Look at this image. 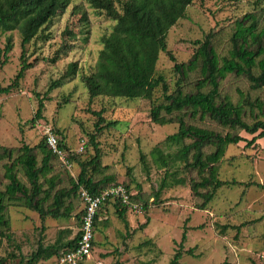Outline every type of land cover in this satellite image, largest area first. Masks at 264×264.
<instances>
[{
	"label": "rangeland",
	"instance_id": "1",
	"mask_svg": "<svg viewBox=\"0 0 264 264\" xmlns=\"http://www.w3.org/2000/svg\"><path fill=\"white\" fill-rule=\"evenodd\" d=\"M263 9L264 0H197L187 8L186 17L170 29L168 48L179 62H186L196 49L194 41L213 31L215 46L225 55L231 47L235 21L249 12L260 14ZM114 23L85 0H73L43 36L27 45V57L34 61V66L26 71L18 88L0 94V145L35 146L49 128L67 144L66 153H76L82 160L95 154L97 144L102 164L108 166L105 175H114L117 183L129 185L133 193L142 197L143 200H136L127 209L128 226L119 217L113 202L103 206L97 222L96 245L82 264H168L180 248L185 229L187 239L183 243L180 264H264V188L258 185L264 183V137L251 146L241 141L228 147L220 164L219 178L244 183L219 188L206 210L197 207L200 200L190 189V178L195 177L196 172L189 170L180 171V176L187 180L183 184L169 179L171 185L161 191L159 202L155 203V194L167 168L154 162L151 151L158 145L166 151H174L176 146L168 147L164 141L179 128L177 121L160 125L151 120L152 105L163 100L162 90L156 91L153 101L105 95L91 100L82 81V73L91 72L96 65L103 47L101 38L112 30ZM10 34L14 47L8 62L0 63V86L13 81L21 64L19 31L0 33V47L5 46ZM71 62L78 63V73L64 78ZM158 71L173 91L179 75L165 52L160 56ZM198 76L199 73L194 72L187 77L186 90L194 89ZM241 90L253 98L264 97V90L254 89L245 77L231 74L222 82V94L229 93L235 101ZM38 95L45 96V109L43 118L33 122ZM92 111H102L106 122L117 121L116 125L96 133L94 141L90 135L96 132L98 118ZM186 119L222 133L228 130L209 118L204 121ZM241 135L252 138L245 131H241ZM81 145L85 146L83 152L79 151ZM54 166L55 173L64 179L59 186L70 187L68 174L76 176L78 165L58 158ZM3 174L0 164V176ZM21 178L27 180L23 174ZM0 188L4 185L0 184ZM71 200L75 207L70 218L48 217L44 221L34 210L9 204L7 216L12 221V239L0 236V256L16 264L21 255L29 256L35 251L40 240L45 245L53 244L62 231H70L63 239L73 238L79 230L77 213L82 209V202L75 196ZM144 200L149 202L148 209L142 207ZM189 249L193 250L192 254L187 252ZM13 253L17 255L14 260ZM38 264H58L57 256Z\"/></svg>",
	"mask_w": 264,
	"mask_h": 264
},
{
	"label": "trees",
	"instance_id": "2",
	"mask_svg": "<svg viewBox=\"0 0 264 264\" xmlns=\"http://www.w3.org/2000/svg\"><path fill=\"white\" fill-rule=\"evenodd\" d=\"M85 1L115 22L112 30L101 38L103 47L99 51L96 65L91 72L82 73V81L88 89L90 99L105 95L153 101L156 91L161 89L163 100L152 105L151 120L160 125L174 121L179 123L178 131L168 135L164 141L168 147L175 145L176 149L166 151L158 145L151 151L154 162L167 168L165 178L155 194V203L159 202L161 191L171 185L169 179L175 184L187 181L186 177L180 176L182 170L196 172V176L190 178V189L200 200L197 207L202 210L208 208L222 186L243 184L244 182L236 180L220 179V164L231 144L247 141V145L251 146L264 137V97L253 98L241 90L235 101L229 93L222 94V82L234 74L247 78L254 89L264 90V9L260 14L246 13L235 21L231 47L227 54L219 53L214 43V32L210 31L202 39L194 41L196 49L192 57L186 62H179L168 48V34L179 19L186 17L187 8L197 0ZM72 2L73 0H0V33L19 31L22 47L20 68L9 85L0 86V94L10 93L19 87L26 71L35 64L27 57V45L38 36H43L52 21L64 14ZM13 47L14 39L10 34L5 46L0 47L1 65L8 62ZM164 52L174 62V70L179 75L173 91H170V83L165 76L158 71V62ZM56 60V57L52 59L54 62ZM78 70V63L71 62L64 78L76 75ZM194 72L199 73L194 89L186 90L185 80ZM44 100L45 96L39 98L33 122L43 118ZM92 112L98 118L95 122L96 132L90 135V139L94 141L96 133L116 125L117 121L106 122L102 111ZM187 117L200 121L209 118L228 130L222 133L192 124ZM241 131L249 133L252 138H245ZM57 136L59 146L67 151V144L58 134ZM95 150V154L85 160L76 153H66V159L76 163L79 168L76 176L68 174V187L59 186L64 179L59 173H55L54 160L62 158L49 147L46 136L35 146L0 145V164L4 168V174L0 176V184L4 185V188H0V236L12 239V221L7 216L9 204L23 205L34 210L43 221L48 217L70 218L75 207L71 197H80L82 202L81 189L100 193L109 186L118 185L114 175H105L108 166L102 164L97 144ZM21 174L26 177V181L21 178ZM100 175L102 178L97 179ZM258 185L264 188V183ZM124 186L130 192L131 203H124L120 198L115 201L107 200V203L113 202L119 217L128 226L127 209L136 200L143 199L139 193H133L129 185ZM142 207L148 209V200H144ZM102 208L103 206L96 216L95 231ZM83 213L82 203V209L77 213L79 224ZM67 233L70 231H62L53 244L45 245L40 240L38 248L29 256L21 255L16 264H38L41 260L55 256L58 261L78 243L81 236V231L78 230L73 238L65 240L63 235ZM186 239L185 229L180 248L168 264L181 263ZM95 245L96 241L94 247ZM187 252L192 254L193 250L189 249ZM16 257L13 253L11 258L14 260ZM0 264L12 262L8 257L0 256Z\"/></svg>",
	"mask_w": 264,
	"mask_h": 264
},
{
	"label": "built area",
	"instance_id": "3",
	"mask_svg": "<svg viewBox=\"0 0 264 264\" xmlns=\"http://www.w3.org/2000/svg\"><path fill=\"white\" fill-rule=\"evenodd\" d=\"M46 140L49 147L65 161L66 151L59 146V138L52 128L47 129ZM83 150L84 145H81L79 151ZM80 193L84 210L79 226L81 236L78 243L61 256L58 264H82L91 255L96 241V216L101 207L107 203V200L115 201L120 198L124 203H131L130 192L122 184L109 186L100 193H93L88 189H81Z\"/></svg>",
	"mask_w": 264,
	"mask_h": 264
}]
</instances>
